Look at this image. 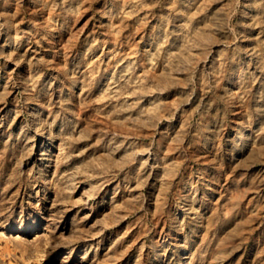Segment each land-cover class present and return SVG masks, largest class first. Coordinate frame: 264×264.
I'll use <instances>...</instances> for the list:
<instances>
[{"label":"rangeland","instance_id":"rangeland-1","mask_svg":"<svg viewBox=\"0 0 264 264\" xmlns=\"http://www.w3.org/2000/svg\"><path fill=\"white\" fill-rule=\"evenodd\" d=\"M0 264H264V0H0Z\"/></svg>","mask_w":264,"mask_h":264}]
</instances>
